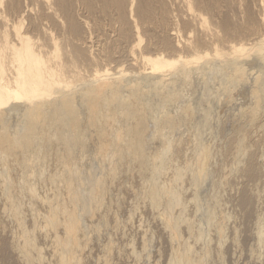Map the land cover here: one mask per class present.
<instances>
[{
  "label": "bare ground",
  "instance_id": "obj_1",
  "mask_svg": "<svg viewBox=\"0 0 264 264\" xmlns=\"http://www.w3.org/2000/svg\"><path fill=\"white\" fill-rule=\"evenodd\" d=\"M244 255L264 264V0H0V264Z\"/></svg>",
  "mask_w": 264,
  "mask_h": 264
},
{
  "label": "rangeland",
  "instance_id": "obj_2",
  "mask_svg": "<svg viewBox=\"0 0 264 264\" xmlns=\"http://www.w3.org/2000/svg\"><path fill=\"white\" fill-rule=\"evenodd\" d=\"M240 89H244V83H240ZM222 107V106H221ZM226 107V106H225ZM228 109H230L229 107H227ZM247 257V255H244L242 258H241V262H240V264H244L243 262H249V259L248 258H246ZM245 262V263H246Z\"/></svg>",
  "mask_w": 264,
  "mask_h": 264
}]
</instances>
